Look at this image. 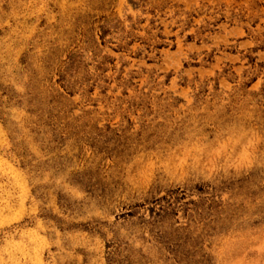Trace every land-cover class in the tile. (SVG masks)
Returning <instances> with one entry per match:
<instances>
[{"label":"rangeland","instance_id":"rangeland-1","mask_svg":"<svg viewBox=\"0 0 264 264\" xmlns=\"http://www.w3.org/2000/svg\"><path fill=\"white\" fill-rule=\"evenodd\" d=\"M0 264H264V0H0Z\"/></svg>","mask_w":264,"mask_h":264}]
</instances>
